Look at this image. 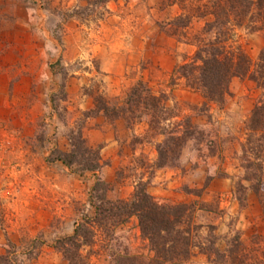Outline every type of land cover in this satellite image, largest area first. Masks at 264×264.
Here are the masks:
<instances>
[{
  "label": "rangeland",
  "instance_id": "1",
  "mask_svg": "<svg viewBox=\"0 0 264 264\" xmlns=\"http://www.w3.org/2000/svg\"><path fill=\"white\" fill-rule=\"evenodd\" d=\"M205 3L110 0L79 20L68 16L83 7L79 0H0V264H68L56 240L92 215L96 181L95 194L112 201L145 184L160 202L204 207L192 218L202 228L189 256L165 264H224L214 251L230 248L243 250L244 264H264V164L261 172L247 167L264 161L261 133L247 145L251 111L264 96V16L226 27L222 37L251 70L230 81L220 103H204L171 74L193 58L198 40L214 37L203 30L213 20L200 17ZM138 81L164 99V128L180 137L163 166L156 145L165 137L149 117L126 124L100 112L124 103ZM79 133L99 150L95 172L48 161L53 150L69 152ZM80 253L84 264H114L125 253L152 264L153 255L135 219L99 231Z\"/></svg>",
  "mask_w": 264,
  "mask_h": 264
},
{
  "label": "trees",
  "instance_id": "2",
  "mask_svg": "<svg viewBox=\"0 0 264 264\" xmlns=\"http://www.w3.org/2000/svg\"><path fill=\"white\" fill-rule=\"evenodd\" d=\"M79 1L84 3L83 7L72 11L68 16L82 20L84 14L87 16L97 8H103L110 0ZM205 15L211 16L213 20L206 22L203 30L206 33L214 32V37L198 40L193 58L176 66L171 76L174 74L184 79L191 90L201 95L204 103H220L228 91L230 81L247 76L251 70V61L244 52L226 43V39L222 37L224 30L228 25L243 26L245 21L252 23L254 15L264 16V0H206L200 17ZM189 23L190 19L187 24ZM257 68L264 69V49ZM148 90L138 81L129 90L124 103L111 109L106 105L100 106V112L106 118H120L126 124H132L142 116L149 117V128L165 137L162 143L156 145L159 166H163L174 156L176 146H180V137L164 128L163 124L171 118L169 109L163 104L164 99L161 96L152 95ZM248 131L247 145L252 143L253 135L261 133L262 144L260 143L259 147L261 153H264V96L251 111ZM70 146V151L66 153L53 150L48 161L60 162L67 167L75 164L82 171L95 172L99 169V150L89 146L80 133L70 137ZM263 164L264 161H251L247 163V167L255 165L261 172ZM101 185L96 181L91 189L89 205L93 209L92 215H83L71 235L56 240L55 248L68 264H84L86 257L80 253L82 247L92 246L99 231L106 236L110 228L120 227L131 219L136 220L140 236L147 242L153 254L150 263H174L189 256L193 245L192 238L202 228L196 225L192 218L197 211L205 212L204 207L160 202L147 192L145 184H140L128 200L112 201L106 198L104 191L101 195L95 194ZM95 199L97 201H94ZM215 251L214 255L224 264H244L247 260L243 250L239 252V249L235 251L230 248L223 253ZM2 259L3 257L0 258ZM252 259L259 261L255 257ZM113 262L141 264L139 257L128 253L115 255Z\"/></svg>",
  "mask_w": 264,
  "mask_h": 264
}]
</instances>
